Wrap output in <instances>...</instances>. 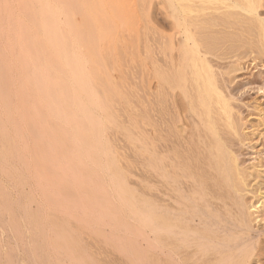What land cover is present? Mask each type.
I'll return each mask as SVG.
<instances>
[{"label":"bare ground","instance_id":"1","mask_svg":"<svg viewBox=\"0 0 264 264\" xmlns=\"http://www.w3.org/2000/svg\"><path fill=\"white\" fill-rule=\"evenodd\" d=\"M162 2L176 33L144 38L142 112L130 107L134 116L124 111L129 124L121 125L113 91L97 85L113 59L98 52L93 24L106 11L109 25L116 18L130 27L134 8L126 0H0V160L6 183L26 203L20 207L1 181L0 215L15 244L6 252L0 238V264H249L256 255L264 192L255 204L246 195L254 190L250 176L257 181L264 167L238 161L230 139L241 138V121L197 29L207 25L202 7L226 5L252 16L264 33L258 1ZM118 131L124 155L114 149ZM31 181L45 209L33 208ZM95 212L109 222H93ZM106 223L114 227L109 236Z\"/></svg>","mask_w":264,"mask_h":264},{"label":"rangeland","instance_id":"2","mask_svg":"<svg viewBox=\"0 0 264 264\" xmlns=\"http://www.w3.org/2000/svg\"><path fill=\"white\" fill-rule=\"evenodd\" d=\"M127 1H130V0H126L125 4L131 5L134 8L133 10H135L136 16L133 15L135 18L133 21H135L134 23L136 25L134 23H133L134 25L132 23H131L132 25L131 24L129 25V23H128V25L130 27L125 28L126 24H122L121 20L118 21V19H116V18L114 19V22H113L114 24H112V21H111V24L109 25L107 22L109 20L106 19L107 18V17H105L106 14L104 15V13H106V11L105 12L101 11L103 13H101L100 14L101 17L98 18L100 20L96 21L95 24H93V26H94L93 30L95 31L96 36H98L100 38L99 41L97 42L98 47H99V48L97 47L98 52L103 53V54L109 52V53H111V57H112V58L111 57L110 58L115 60V61L112 60L113 63L112 62L110 63L111 60L109 58V60H110V61L108 60L110 63L109 64V63H107V60H106V59H108L107 56H106V59L104 58L106 60L107 65L108 66L110 65L109 67L113 66L112 69L109 67L107 68V69H110L109 71L106 70V68H104L107 72L103 71L104 69L99 67L100 66L99 64H96V66L98 65L97 66L98 69L100 68L99 69L100 71L103 69L102 71L105 72V73H103L101 71L103 74H102V76H101V74H99L100 77H103L105 79V81H106V79L108 80L110 77H111L110 79L112 80V81L110 80V82L108 80L109 84L106 81L107 85H109V86H105L106 83H104L105 85L102 84L104 79L101 78L98 80L97 83H99V84H97V85H99V86L102 85L105 88L110 87L111 92L113 91L112 92L113 96L110 97V98H112V101H113L112 102L113 103L112 105L114 106L113 111H116L118 113L120 112L119 113L120 115L116 113L117 114L116 116H118V118L121 119V120H119L120 124L122 122L124 123V121H122L123 119L124 120L126 119L125 123H124L125 125L129 124L128 122L126 123V121H129L128 119H130L129 116H132L134 114L133 113L131 115L133 109L135 111V114L142 112V108H141L142 107V95H143L142 94L143 93L142 92V90H143L142 89L143 88L142 87V78H143L142 77V48H143L142 43H144V40H145L144 38H146L147 36L152 38L154 36L153 34H155V35L159 34V36H160V33H162L163 35L165 34V36H168V35L173 36L176 33L174 25L171 24L172 23L171 20L168 19V17L166 16V14L164 12L165 11L164 6H166V5L163 2L161 3V1H163V0H131L132 1L131 3L128 2L130 4H128ZM257 1L259 2V3L257 2V4H256V5H258L257 12H258L259 16L261 17V19L264 20L263 19L264 18V0H257ZM132 3L134 5H132ZM106 5L108 6L109 4H106ZM110 5H112V4H110ZM219 6L220 5H216V6L214 5V7L208 6L209 10L207 9V11H206L207 6L201 8V9L204 8L206 15H203L204 11L202 10L203 11V13L201 12L202 16L203 17L205 16V19L202 16L200 17V19L202 20V18H203L204 21L206 20L207 25H206V23H203V24H205V26L203 24H200L201 26L199 25V27L197 29V31H198L197 34L200 37V39L202 38L201 42H203L205 40L202 43V44H204L203 48L206 49V50L205 49L204 50L208 54V56L210 55L209 59H210V61H212L213 66L216 68L217 72L219 73V76H218L219 82L222 85V87L224 88V91H225L226 95L228 96V98L230 99L231 105L233 106V108L237 114V115L235 114L236 119L238 120V118H239V121H241V122H239L240 130H242V131H240L241 138L240 137L236 138V136H235L233 138L231 137V139H230L232 144L233 145L235 144L233 146L234 147L233 150L239 158L238 161H240L239 163H241L242 167H244V168H250L253 165H260V167L262 166V169H263V167H264V41H261V39L264 40V38L262 37L264 35V33L259 31V30H262L259 28L261 26H259V24L256 23L255 21L254 22L256 24L253 23V20L251 18L252 16H249V14H247L243 11H240V10H238L236 12L237 9H234L235 10V12H234L232 10V8H230V7L228 8L226 5L225 6L221 5L220 7ZM211 7H212V11L210 10ZM216 7H217V9H216ZM109 9L107 7V12L113 11V10H109ZM111 9H114V8H111ZM219 9H220V11H219ZM217 10H218L220 15L218 14V12L216 13ZM225 10H226V12H225ZM115 11H117V9ZM115 11H113V12H115ZM222 11H224V12H222ZM228 11H229V13H227ZM113 12H112V14L115 15L116 12L115 13H113ZM213 12L215 13L216 16L214 14H212ZM117 13L119 14L120 11L118 10ZM208 13H209V15H208ZM225 13H227V14H225ZM133 14H134V12H133ZM230 14H231V16H230ZM211 15L213 18L211 17ZM221 15H222V17H221ZM224 15H226V16H224ZM243 15H246V16H243ZM242 16H243V18H242ZM218 17H220V18H218ZM214 18L217 21L216 24H215L214 20H211ZM229 18H230V20H229ZM101 19L102 20L106 19L104 21V23H107V24H105V27H102V28H101V26H104L103 25L104 23ZM242 19H244V20H242ZM79 20L82 21L81 16L79 17ZM208 20H211V21H208ZM136 21H138V22H136ZM212 22L214 24H212ZM98 23L100 24V26ZM119 23H121V24H119ZM208 23H211V24H208ZM257 24H258V26L256 29L255 25H257ZM108 26L113 27V29L110 30L109 33H108V31H109ZM122 26H124L125 29H123V28L121 29ZM137 26H138V29H136V30H138V31H136V30L134 31V29L137 28ZM112 27H110V28H112ZM115 27H116V29H115ZM103 28L104 29L107 28V29H105L107 32L104 30L107 34H105V32L103 31ZM129 28L131 29L130 31H129ZM201 28H203V30H205L204 32H206V33H204ZM204 28H206L207 30ZM129 32H132V33H130V35H129L128 34ZM259 32L261 34H259ZM101 34H103L102 36H106V35H108V36H106V38H104V37L102 38V36H100ZM110 34H112V35L116 34V35L110 36ZM125 34H127V35H125ZM132 35H134L133 36L134 38L132 37ZM149 35H151L152 37ZM157 35L154 36V38L159 37ZM129 36H130V38H129ZM119 37H120V39H119ZM123 37L125 38L124 40H123ZM126 37L129 40H127ZM205 37L207 40L204 39ZM209 37H210V39H209ZM138 39H139V41H138ZM101 40H102V42H101ZM126 40L128 41V43L130 42L131 44H128ZM134 40L136 41V43L137 42L138 43L136 44ZM216 40H217V42H216ZM123 42H125L124 43L125 45L122 44ZM118 43L120 45L122 44L123 46L122 45L120 46ZM134 43L136 46L134 45ZM104 44L108 50L105 47L103 48ZM110 44H111V46H110ZM214 44H215V46H213ZM130 45H134V47H136L137 50L133 46H130ZM112 46L114 48H111ZM117 47H118V49H117L118 51H120V50L122 51V52L120 51L121 53L116 50ZM211 47H214V48H211ZM125 48H126V50H125ZM130 49L131 50L133 49L134 51H130ZM207 49H208V51H207ZM123 50H125V51H123ZM127 51L129 52V54H127ZM123 52H125V54ZM121 54H122V56H121ZM103 57H105V54L103 55ZM97 59H99V57H96V61H98ZM116 65L118 66V68L116 67ZM119 68H120V70H119ZM113 69L115 72L113 71ZM116 70L119 71V73ZM108 72H109V75L107 74ZM114 77H115V79H114ZM120 78H121V80H120ZM119 80H120V82H119ZM114 81H115V83H114ZM112 82H113L114 87L112 86ZM115 84L116 85L119 84V85L116 86V88H115ZM111 86H112V88H111ZM96 87H95V89H97ZM104 87H100V89L104 88ZM118 87H121V89ZM113 88H114V90H113ZM119 89L121 92L119 91ZM102 90H106V89H102ZM119 93H120V95H119ZM116 94H118L119 98ZM121 96H122V98H121ZM128 96H130V98ZM101 98H103V96H101ZM123 98H124V100L122 101ZM132 98H133V100H132ZM116 100H117V102H116ZM127 101L129 103V105H127L128 104ZM130 102H132V103H130ZM131 104H133V105H131ZM120 105H122V106L120 107ZM139 105H141V107ZM134 106H135V108H134ZM115 107L117 109L120 107L118 109L119 111ZM130 107L131 108L133 107V109L132 110L129 109ZM138 108H140V109H138ZM122 109H123V111H122ZM137 109L140 112H137ZM124 111L127 113V115L129 114V116H128L129 118L128 117L125 118L126 115H124L125 114ZM121 114H122V116L124 115L123 116L124 118H122ZM137 115L140 116V114H137ZM137 115H136V117H137ZM141 116H142V114H141ZM137 118L139 120L142 119V117H140V118L137 117ZM121 125H123V124H121ZM114 132H116V131H114ZM118 132L116 133L117 135H115V138L117 137V140L120 139V141H117L115 143L118 144V145L117 144L116 145L119 146V148H116L117 146H115L114 149L115 150L120 149V153H121V150L123 149L122 152L124 155V153L126 154V152L124 151V148L122 147L124 145V142L121 140L125 136L123 137V134H121L120 132H119L120 133L119 134ZM232 139L234 142L232 141ZM120 142H121V144H120ZM137 145H141V144H137ZM0 150H1V142H0ZM1 161H2V159L0 160V184H2L1 181L3 183L7 182L6 177L4 176V172H3V166H2L3 162H1ZM129 161H131L132 164H134V160L129 159ZM251 177H252V179H251ZM249 182H250V184L252 183L250 185V189L253 188L254 190L250 191V194L246 195V199L248 198V201L250 203L252 202V204H255V202L259 201V199H258L259 197L256 195L257 191L259 189L262 191V189H263V192H264V176L260 177L257 181H256V179L254 180L253 176H250ZM6 184H8L9 190L12 191V195L14 196L13 200L15 202H17L20 207L25 209V204H26L24 201L25 194H24V196H22L23 193H19L20 191L14 189L12 183H6ZM28 185L29 186L26 187L27 190L28 191L30 190L31 194H33L31 196H33V198L36 199L35 201H37V202H35L36 204L33 205V208L35 207V205L40 207V204H41L40 208L43 207L45 209L46 207H44L45 206L44 200L42 199L41 193L36 191L38 188H37V185H35V182H33V181L28 182ZM11 188H13V189H11ZM20 194H21V196H20ZM249 195H251V196L249 197ZM19 199H20V201H19ZM21 200H22L23 204L21 203ZM37 204H39V205H37ZM87 205H85V207H87ZM0 206H1V203H0ZM26 207H27V205H26ZM83 207H81L82 208L81 211H83V209L85 208V207L84 208ZM116 207H118V205ZM119 211L117 210V212H119ZM95 213H97V212H95ZM97 214H98V217H97ZM97 214H95V215L93 214L94 216L92 215V218L91 217H88V218H91L93 222H95V220L98 222V220L101 218L99 216H102V217H104V219L101 218L103 220L100 219L101 220V221L99 220L100 222H102V221H106V222L108 221L109 222V220L102 213H101L102 215H99V213H97ZM121 214L123 215L122 212H121ZM125 214L128 215L127 213H125ZM80 216H82V215H80ZM96 217H97V219H96ZM124 220L126 222L128 221L129 224L130 223L134 224L131 222V221H133V219L128 220V218H127ZM135 220H137V219H135ZM6 224H7V219L6 218L4 219L2 217V214H1L0 215V236H1L0 238L1 239L3 238L2 239L3 241L1 240L2 241L1 243H2V247L5 248V251L10 252V251L6 250V248L9 249V247H13L15 242L13 241L14 240L13 235H11L12 231L8 230L5 227ZM106 224H104L103 226L101 225V226H102V228L104 227L103 230H105L106 235L109 236V234H111L110 232L111 231L113 232L114 230H111L112 227H109L108 224L107 225ZM136 224L138 225L139 223L135 222L134 225H136ZM101 226H99V227H101ZM255 226H256L257 230L261 229L260 231H262V232L256 238V240H257V241H255V246H256V252L255 253H256V255H254V257L249 261V264H264V234H263L264 233V227H263L264 224H260V225L255 224ZM112 229H114V227ZM9 239H10V241H9ZM5 242H6V244H5ZM7 243L10 244V246H8ZM93 250H94V248H93ZM94 251H96V250H94ZM3 253H4V250H3ZM246 264H248V263H246Z\"/></svg>","mask_w":264,"mask_h":264}]
</instances>
